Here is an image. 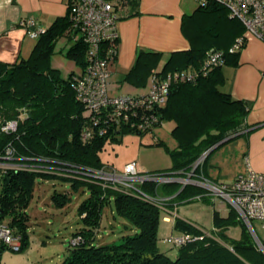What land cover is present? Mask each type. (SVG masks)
<instances>
[{
	"label": "trees",
	"instance_id": "16d2710c",
	"mask_svg": "<svg viewBox=\"0 0 264 264\" xmlns=\"http://www.w3.org/2000/svg\"><path fill=\"white\" fill-rule=\"evenodd\" d=\"M182 23L191 46L187 50L171 52L158 72H171L174 75L192 72L196 75L192 78L177 77L171 82L164 104L150 110L157 115V121L147 130L129 128L124 123L110 128L104 135L94 133L90 140L83 141L81 131L88 121L90 124V120L84 114V106L76 98L72 86V76L76 71L63 76L59 69L51 66L56 41L66 31H71L67 9L65 16L57 18L39 34L27 58L15 62L0 60V160L10 165L52 166L64 162L96 169L103 166L98 151L107 139L123 131L139 134L153 131L165 120H173L171 133L177 145L168 148L173 165L151 172L171 171L181 175L191 169L204 152L207 157L222 139L241 133L247 127L245 118L250 106L221 89L224 82L221 66L229 56L236 63L241 49L235 52H228V49L235 38L242 34L244 27L238 19L229 16L225 6L214 0H207L203 6L198 3L192 14L183 16ZM210 47L222 50L224 60L211 67L206 74L198 73ZM86 48V44L76 38L65 53L81 66L80 70L85 66ZM160 59V52L139 51L125 79L143 84L157 69ZM13 119L18 120L17 129L3 131L4 123ZM7 149L11 150V154L10 158L5 159ZM202 166L203 163H200L195 170L205 175ZM40 175L48 176L43 170L0 169V223L20 235L21 249L28 241L29 215L26 209ZM86 183L90 189L89 195L77 208L84 224L71 237L80 239L75 244L70 243L71 247L60 264H264V254L254 246L245 224L237 218L232 207L226 216L213 210V227L209 231L176 218L174 227L180 230L179 233L191 236L203 234L204 237L181 245L166 242L171 251H176L172 257L159 247L164 236H159L162 210L156 203L97 183ZM141 190L149 196L164 198L167 207L180 198L190 201L204 193L199 186L181 187L176 182L157 186L152 182H143ZM111 197L117 215L130 224L129 233L122 234L117 242L96 244L101 211ZM51 199L62 206L68 201V196L55 191ZM233 225L241 226L237 238L227 233ZM5 248L10 249L0 239V256Z\"/></svg>",
	"mask_w": 264,
	"mask_h": 264
},
{
	"label": "built area",
	"instance_id": "2783aa9c",
	"mask_svg": "<svg viewBox=\"0 0 264 264\" xmlns=\"http://www.w3.org/2000/svg\"><path fill=\"white\" fill-rule=\"evenodd\" d=\"M225 6L232 18L238 19L244 27L242 34L237 36L229 47L228 52H235L243 48L246 40L254 37L264 44V0H214ZM199 5H205L207 0H197ZM118 4L116 0H69L67 9L70 19V29L86 44L85 66L72 76V86L76 98L84 106V114L89 117L90 124H85L81 131L83 141H88L94 133L104 135L115 126L126 124L129 128L145 131L157 121V115L150 111L158 105L164 104L171 82L177 77L192 78L195 73L171 72L161 74L155 69L150 74L148 89L139 94L122 93L111 94L109 82L111 79L110 65L113 57L117 56V18L114 10ZM19 24L26 28L31 38H37L44 32L32 17H25ZM107 44V45H106ZM224 52L210 47L204 56L199 72L206 74L211 67L222 63ZM162 124V123H161ZM160 124V125H161ZM18 120L13 119L4 123L2 130L15 131ZM157 137H155L156 139ZM11 150L7 149L4 158H10ZM204 152L191 169L178 175L175 172H141L137 164L132 161L125 164L120 172L108 171L100 168H83L70 163L46 165V171L66 175L71 178H84L88 181L115 190L135 194L136 196L153 201L162 211H167L164 198L152 197L141 190L143 182L163 183L176 182L181 187L186 185L199 186L204 195L220 198L232 207L237 218L246 226L254 246L264 254V239L256 232L253 220H264V174L248 168L247 173L239 174L230 182H216L195 168L202 163ZM23 168L30 171H41L42 166L32 164L10 165L0 160V169ZM45 171V170H43ZM170 198V197H168ZM203 234L191 236L188 233L168 234L163 240L170 245H181L194 239H202ZM0 239L13 251H20L21 237L15 234L9 226L0 223ZM79 237L70 239L71 244L79 241Z\"/></svg>",
	"mask_w": 264,
	"mask_h": 264
},
{
	"label": "crops",
	"instance_id": "0c3cea01",
	"mask_svg": "<svg viewBox=\"0 0 264 264\" xmlns=\"http://www.w3.org/2000/svg\"><path fill=\"white\" fill-rule=\"evenodd\" d=\"M116 1L118 4L114 6V10L119 15L117 18L118 50L117 57L110 65L112 74L108 88L111 94L135 93L129 90L122 91V89L119 91V89L124 88L125 85L133 86L132 88L140 86L125 79V74L135 64L139 51L160 52L161 59L156 67L159 69L171 52L189 49L191 44L183 29V16L192 14L198 7V2L197 0ZM68 2L69 0H0V60L15 62L30 55L37 38H31L26 28L19 24L22 18L32 17L37 24L47 29L57 18L66 15ZM76 38L74 31H66L56 41L55 51L58 46L61 47L60 52L64 53L72 46ZM59 42L64 45L62 46ZM52 59L53 55L51 66L59 69L63 76H67L62 73L59 65L53 63ZM232 59L233 57L229 56L221 66L224 77L221 89L229 92L233 98L247 102L250 109L245 118L247 127L238 135L228 137L229 139L218 146L215 147V144V149L212 151H221L222 147L231 142L236 144L238 153L232 160L237 168L234 177L229 180L220 179V163H224L223 151L217 154L216 160L208 164L210 165L208 169L205 163L212 152L203 162L202 172L216 182H230L237 175L247 173L248 168L264 174V44L250 37L238 52L236 63ZM176 145L177 142L174 147ZM203 196L204 194L201 195ZM201 197L190 201L180 198L176 203H171L172 205L166 208L167 211H162L159 236L180 232L174 227L176 218H181L202 230H211L213 225L207 229L201 225L200 217L195 214V209H199V206L195 204L198 205L200 201L205 200ZM210 199L214 201L213 198ZM163 243L160 241L159 247L160 244L166 245L164 251L174 257L176 251H167L169 246ZM2 254L3 251L0 264H3ZM27 259L28 257L26 261ZM24 261L20 260V262ZM17 262L19 260L8 264H18Z\"/></svg>",
	"mask_w": 264,
	"mask_h": 264
},
{
	"label": "rangeland",
	"instance_id": "374dc122",
	"mask_svg": "<svg viewBox=\"0 0 264 264\" xmlns=\"http://www.w3.org/2000/svg\"><path fill=\"white\" fill-rule=\"evenodd\" d=\"M60 42L62 41L60 40ZM60 49L61 47L57 46L56 51L53 53L52 61L55 65L61 67L62 73L68 75L72 70L80 71L81 66L64 54L67 50L62 53ZM148 84L149 77L140 86L132 88L133 86L125 85L119 91L122 89V91L129 90L130 92L140 93L148 89ZM173 125V120H165L153 131H146L142 134L123 131L118 133L116 137L107 139L103 147L98 151L103 167L108 171L115 170L120 172L124 169L126 163L132 161L137 164L139 171L146 173L171 167L173 159L168 148L172 149L177 142L171 133ZM155 137H158V140H155ZM222 151L224 163H220V179L229 180L234 177L235 170H237L232 161L233 156L238 153L234 142L222 147L221 151L216 152L215 150L212 152L205 164L208 169L210 167L208 164L216 160L217 154H221ZM205 158L206 155L203 157L202 163ZM41 166L42 170H45L43 172L48 174V176H39L33 189L31 201L26 209L29 215L27 245L20 251L5 248L1 259L3 264L11 263L14 260H19L18 264H60L69 247H71L70 239L73 233L84 224L81 220L82 214L78 215L77 208L81 201L89 195L90 189L86 182H94L84 178H71L55 172H48L45 168L46 165L41 164ZM1 188L2 179L0 177V191ZM55 191L67 194L68 201L64 205L60 206L52 201L51 195ZM202 194L204 193L196 195L195 198L200 199ZM201 198H205V200L200 201L198 205L195 204V206H199V209H195V214L200 217L201 225L208 229L213 225V210L216 209L222 216H226L230 206L226 202H222L219 197L213 198L214 201L208 195H204ZM253 225L257 234L264 239V220H253ZM160 226H162L161 221ZM129 229L130 224L128 221L117 215L114 200L111 197L104 204L101 211V223L97 230L96 244L117 242L122 234L129 233ZM240 232V225H233L227 231L232 237H239ZM162 241L166 243L164 240ZM160 245L162 250H166V245ZM167 251L171 250L168 249ZM20 260L25 261L20 262Z\"/></svg>",
	"mask_w": 264,
	"mask_h": 264
},
{
	"label": "water",
	"instance_id": "95a60500",
	"mask_svg": "<svg viewBox=\"0 0 264 264\" xmlns=\"http://www.w3.org/2000/svg\"><path fill=\"white\" fill-rule=\"evenodd\" d=\"M227 139H229V138L226 137V138L222 139L220 142H218V143L215 145V147L218 146L219 144H221L222 142H224V141L227 140Z\"/></svg>",
	"mask_w": 264,
	"mask_h": 264
}]
</instances>
